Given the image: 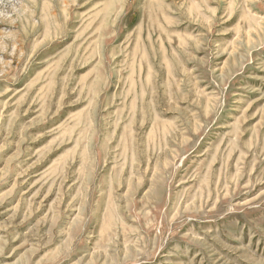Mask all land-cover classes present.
Listing matches in <instances>:
<instances>
[{
    "label": "rangeland",
    "instance_id": "obj_1",
    "mask_svg": "<svg viewBox=\"0 0 264 264\" xmlns=\"http://www.w3.org/2000/svg\"><path fill=\"white\" fill-rule=\"evenodd\" d=\"M0 264H264V0H0Z\"/></svg>",
    "mask_w": 264,
    "mask_h": 264
}]
</instances>
